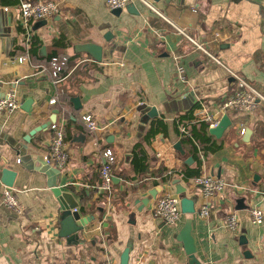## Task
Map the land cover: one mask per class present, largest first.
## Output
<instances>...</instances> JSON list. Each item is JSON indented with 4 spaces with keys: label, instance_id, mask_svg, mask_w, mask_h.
<instances>
[{
    "label": "crops",
    "instance_id": "1",
    "mask_svg": "<svg viewBox=\"0 0 264 264\" xmlns=\"http://www.w3.org/2000/svg\"><path fill=\"white\" fill-rule=\"evenodd\" d=\"M20 1L0 0V98L13 90L19 103L0 115V179L10 181L4 169L14 173L11 188L22 207L0 209V264H120L125 249L127 264H189L177 240L186 222L197 264H264V223L249 217L254 207L264 212V110L228 113L231 125L220 138L194 122L201 106L218 110L233 80L168 23L264 95V0H146L168 22L138 1L116 14L105 0H54L59 13L42 27L31 21L28 43ZM53 58L64 61L59 79ZM151 108L156 115L149 117ZM86 115L98 130L86 127ZM51 120L63 126L69 154L56 186L87 221L77 233L71 218L60 220L48 187L49 126L25 140ZM104 149L115 156L110 194L98 191ZM200 175L225 183L207 220L182 214L173 228L153 217L159 197L180 199L182 189L196 212L205 202L194 185ZM5 187L0 181V198ZM150 192L155 197L142 208ZM230 212L238 233L221 224Z\"/></svg>",
    "mask_w": 264,
    "mask_h": 264
},
{
    "label": "built area",
    "instance_id": "2",
    "mask_svg": "<svg viewBox=\"0 0 264 264\" xmlns=\"http://www.w3.org/2000/svg\"><path fill=\"white\" fill-rule=\"evenodd\" d=\"M133 1L142 3L149 10L158 16H161L154 6L146 0H105V5L109 11H123ZM17 8L19 11L20 24L25 30L26 43H28L31 38V21H46L59 13L58 3L54 0H21ZM162 18L166 20L164 17ZM168 23L179 35H181L192 45L194 50L206 56L211 61V63L222 67L226 71L227 76L233 80V93L219 105L218 110L216 112H210L207 107L201 106L194 112V122H205L208 125V129L210 130L217 127L221 117L225 114L251 112L258 108H262L264 110V95L262 93L249 85L247 81H245V79L239 74L227 68L217 57L212 55L201 42L191 38L183 29L176 27L170 22ZM26 58L27 54L16 58L14 61L21 64L26 60ZM49 66L52 76L59 79V72L64 66V61L59 60V58H53L49 62ZM177 71L179 77L183 79L182 68L178 67ZM56 102L57 98L53 97L50 99L49 104L55 105ZM18 107L19 103L13 90L8 91L2 98H0V115L8 117L14 113ZM82 120L90 131H96L99 129L91 116H83ZM49 129L52 132V136L47 145V152L43 156V160L46 165L57 169L61 174L69 160V154L67 152L64 140V129L63 126L56 121L51 122ZM181 132L188 135L185 128H181ZM243 134L244 130L242 129L240 131V135ZM102 157L104 164L99 171L101 182L98 186V191L100 194H110L113 183L111 167L115 163V156L112 150L104 149L102 150ZM194 185L199 191V196L205 200L204 203L199 205L195 213L198 218L207 220L212 214L211 202L213 199L223 193L225 189V183L221 179L215 178L213 176L200 175L194 179ZM1 208L13 211L15 213L22 212V207L12 188H3L0 198V209ZM73 211L76 210L73 209ZM151 212L153 217L160 219L165 225L174 228L179 224L182 217L180 210V199L165 195L161 196L156 200ZM249 217L250 222L253 225H261L264 223V212L260 208L254 207L250 209ZM221 224L232 232L238 233L239 231V221L235 213H226L222 217Z\"/></svg>",
    "mask_w": 264,
    "mask_h": 264
},
{
    "label": "water",
    "instance_id": "3",
    "mask_svg": "<svg viewBox=\"0 0 264 264\" xmlns=\"http://www.w3.org/2000/svg\"><path fill=\"white\" fill-rule=\"evenodd\" d=\"M38 1V0H34ZM121 11L116 10L113 11V13H119ZM46 25V21L42 20L38 23H36L35 27H42ZM149 115L147 116H155V110L153 108L150 109ZM57 114V111H54V115ZM55 118V117H54ZM148 117H145V120L142 122L145 124L147 122ZM54 121V120H53ZM52 120L49 121L47 124L41 125L39 127H36L32 131L29 132V134L26 136L25 140L29 141L31 137H33L37 132L46 130L48 126L53 122ZM231 125V121L227 114L223 115L217 125L214 129H210L209 133L216 137L220 138L223 132ZM20 161V160H19ZM47 170H45L46 175L50 176L54 180L48 183V187L52 190L54 196L59 202L60 209H61V218L60 220L66 221L67 219L71 218L73 222L75 223L76 229L73 231V233H77L78 231L82 230L83 226L87 224L86 220L80 219V216L77 212V203L73 201L72 196L69 193L62 192L57 186L55 182V178L60 175L59 171L55 168H52L48 165H46ZM2 174L4 177L9 175L10 181H4L3 178L0 179L1 183L4 184L6 187L11 188L13 181L12 178L14 177V173L11 171H8L7 169H4L2 171ZM177 195L180 197V210L182 214H194L195 213V199L194 198H187L185 196V191L184 189L177 191ZM155 195L154 193H149V197L140 201V204L143 207H146L150 201V198H154ZM75 209L76 211L72 210ZM61 220V221H62ZM60 237H67L66 235L62 234L61 231L59 233ZM177 240L182 244L183 249L185 251V254L189 258V264H197V261L195 260V245H194V240L190 234V223L186 222V224L183 226V228L180 230ZM128 249H125V251L121 255L120 259V264H127L128 261Z\"/></svg>",
    "mask_w": 264,
    "mask_h": 264
}]
</instances>
